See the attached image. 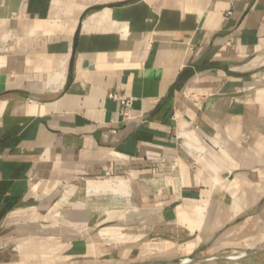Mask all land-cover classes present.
<instances>
[{"label":"crops","instance_id":"1","mask_svg":"<svg viewBox=\"0 0 264 264\" xmlns=\"http://www.w3.org/2000/svg\"><path fill=\"white\" fill-rule=\"evenodd\" d=\"M262 252L264 0H0V264Z\"/></svg>","mask_w":264,"mask_h":264},{"label":"rangeland","instance_id":"2","mask_svg":"<svg viewBox=\"0 0 264 264\" xmlns=\"http://www.w3.org/2000/svg\"><path fill=\"white\" fill-rule=\"evenodd\" d=\"M238 255L239 254H231V255H226L225 257L228 258L230 256H238ZM247 255H251V254H247ZM214 257L216 256L205 255V257L203 258H196L197 260H201L199 261V263L196 264H223V263L224 264H264V252L254 253V255L249 256L246 259H242L235 262H230L232 260L228 261V259H225L226 261H223V263H221L220 261H218V259H215ZM186 259L196 260L195 257H182V258H178L175 262H172V264H181L182 260H186ZM241 261L243 262L240 263Z\"/></svg>","mask_w":264,"mask_h":264},{"label":"built area","instance_id":"3","mask_svg":"<svg viewBox=\"0 0 264 264\" xmlns=\"http://www.w3.org/2000/svg\"><path fill=\"white\" fill-rule=\"evenodd\" d=\"M111 97L115 100L120 101V103L122 104V106L124 107V111L122 113L123 119L128 120L131 118V107H132V99L128 98V99H122L120 98L118 95L116 94H112ZM186 260H193V259H186ZM183 261V260H182Z\"/></svg>","mask_w":264,"mask_h":264},{"label":"bare ground","instance_id":"4","mask_svg":"<svg viewBox=\"0 0 264 264\" xmlns=\"http://www.w3.org/2000/svg\"><path fill=\"white\" fill-rule=\"evenodd\" d=\"M248 256L249 255H247V254H240L238 256H230L228 258L225 257V256H220V257H222V259H228V260H232V261H239V260L247 258ZM219 259H221V258H219ZM196 263H199V261H197V260H183L181 262V264H196Z\"/></svg>","mask_w":264,"mask_h":264},{"label":"water","instance_id":"5","mask_svg":"<svg viewBox=\"0 0 264 264\" xmlns=\"http://www.w3.org/2000/svg\"><path fill=\"white\" fill-rule=\"evenodd\" d=\"M252 255H254V254H251V255H249V256H252ZM248 256V257H249ZM215 259H219V258H221L222 259V257H220V256H216V257H214Z\"/></svg>","mask_w":264,"mask_h":264}]
</instances>
